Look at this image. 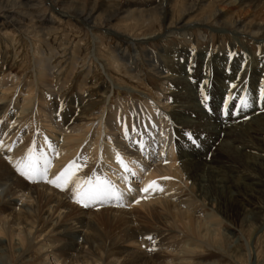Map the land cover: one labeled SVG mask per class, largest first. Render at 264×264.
Wrapping results in <instances>:
<instances>
[{
  "label": "rangeland",
  "instance_id": "obj_1",
  "mask_svg": "<svg viewBox=\"0 0 264 264\" xmlns=\"http://www.w3.org/2000/svg\"><path fill=\"white\" fill-rule=\"evenodd\" d=\"M232 1L0 0V97L4 94L6 96L3 102L4 114L0 115V131L3 130L2 133L11 136L10 142L6 143L3 150L5 151L7 147L11 148L17 156L12 162H5L11 166L14 175L9 181H0V202L18 199L20 206L23 199L24 208L27 210L29 204L33 205L35 199L31 191L28 194L19 189L20 194L17 198L10 195L15 189L16 179L20 178L30 186L42 185L40 187L44 193L41 195H44V199L41 197L40 199L43 203L53 194L74 206V213L68 225H76L75 229L79 235L75 238L78 239L80 236L78 247H82L81 242L83 243L84 239L81 237L85 234H91L97 239L92 245H85L83 259L80 260L82 264L86 259L89 261L86 263L89 264L114 262L110 260L113 255L111 252L118 253L119 256L122 253L120 263L126 260L128 263L124 262L125 264H173L182 257L187 259L184 261L185 264H264V203L262 201H256L251 211L258 214L261 210L263 215L262 218L260 217L261 220H257L249 212L247 219L237 213L225 214L223 218H219L224 220L221 226V238L204 240L196 254L182 256L177 254L179 253L177 242L183 238L180 236L181 239L177 238V242L173 239L180 231L173 227L171 219L163 214L161 209L152 205L149 208L121 206V197L116 192H106L111 195V201L98 200L99 197L105 196L102 187L107 183L108 177L97 169L98 164L103 163L99 162L97 153L93 154V158L87 157L88 162L84 169L76 163L79 158L77 152L76 155L67 157L65 162L56 163L59 167L56 171L59 172L64 168V172L61 170L60 173L54 174L53 169L47 171L43 165L42 168H36L37 175L34 176L36 160L41 161L46 156L42 149L43 142H48L52 153H54L52 145L60 147L56 138L61 141L63 136H66L63 133L65 109L70 102L80 99H85V108L78 130H74L71 134H87V138L91 139L87 141H90V146L93 144L92 147H95L94 144L101 139L103 119L114 115L120 110V106L126 117L118 118L116 122H111L112 124L130 118L129 110L132 111L136 105L141 109L149 102L162 101L165 114L169 117H177L173 114V111H176L186 118V126L177 123L176 119L173 123L178 144H185L181 151L196 152L190 154L191 158L208 153L210 150L218 155L220 147L227 140L217 133L223 130L219 120L231 125L233 122L238 123L236 121L240 119L228 118L227 108L233 100L226 103L229 94L233 92L238 95L239 106L244 113L250 108L255 106L261 108L264 105V96L259 93L260 88L263 87L260 82L264 77H261L260 82L255 80L252 83L250 79L252 69H249L246 63L243 65L245 67L240 69L242 54L243 57L264 56V31L263 33L257 31L263 19H259V16L264 11V0H248L241 10L242 14L238 11L226 15L225 20L230 25L225 28L212 16L218 13L222 5H230ZM192 6L194 11L190 14L188 12ZM158 7L164 8L166 14H159ZM253 11L256 14L246 20L247 24L253 26L252 29H241L239 25L231 26L232 23L242 19L243 15L247 14L248 17L249 14L254 13ZM183 20L191 22V25L185 27ZM144 38L147 40L144 41ZM151 52L156 54L153 60L162 63V68L165 69L162 70L163 73L154 69L153 61L149 57ZM160 52L164 56H161ZM135 54H138L136 59L141 61L139 68L133 67L129 62ZM261 63L264 61L262 60ZM233 65H237L239 74L244 75L243 83L248 82L243 87L246 90L241 88L240 82L235 78H233L235 81L230 77V80L221 78L219 81H214L217 70L222 69L221 72L224 73L223 71H229ZM190 66L192 68H189ZM199 68L206 74L202 78V75L197 74V79L201 78L197 84L193 81L195 80L193 75H196L195 72ZM171 70L168 76L167 71ZM24 100L31 102L24 105ZM60 101L65 106L56 109ZM239 106H236L237 111ZM23 107L28 111L19 113ZM16 111L18 115H14ZM257 116L259 115L251 118L249 122L253 121L255 124L254 118ZM15 119L18 121L10 124ZM111 123L105 124L110 128ZM49 124L53 127L51 132L48 131ZM156 128L161 131L159 125ZM236 132L234 136L229 135L228 139L246 137L243 131ZM220 134L222 135V132ZM117 137L122 138V134H118ZM97 146L102 151L103 147L100 143ZM60 151H65V148ZM259 155H250L245 157V160L250 163L253 159L251 156L259 159ZM219 158L224 163L222 162L216 169L232 177L231 170L232 167H237V162L232 158L227 160ZM83 160L85 161V158ZM181 161L179 160L175 166L180 165ZM148 167L152 169L148 165L145 167L146 172L151 171ZM207 173L206 171L198 173L199 182L197 181L198 184L194 189L192 181L188 180L189 185L182 189L184 193L188 194L196 190L195 195L193 194L196 196L199 186H202L201 189L204 191H208L205 185L208 180L215 177ZM41 176L46 180L40 179ZM235 179L239 182L243 181L242 177ZM85 180L86 182H83ZM144 180L142 178L141 182L135 179L136 186L144 187L150 183ZM94 185L96 187L92 188ZM87 186L92 189L88 191L89 197L86 200L90 207L84 203L87 191L85 193L83 191ZM7 194L11 197L6 198ZM73 194L75 197L71 200ZM177 202L178 200L170 205L178 206ZM179 207L182 209V206ZM212 208V205L206 204L201 213L206 217L213 213ZM1 210L0 218L3 217L1 215L9 213ZM67 212L63 210L62 213L67 214ZM82 212L89 218L84 220ZM80 220H84V228L83 224H76ZM52 227L50 226V229ZM48 231L49 228L46 232ZM169 234L172 235L169 237ZM130 236H135L136 239L133 238L131 242L126 243ZM43 239L42 236L30 238L31 242L24 248H21L15 240L11 242L6 238L1 239L4 242L0 245V264H51L49 257L45 256L46 251L40 249L45 243ZM140 244L144 245L140 248ZM131 252L138 253L141 262L137 254L128 256ZM137 260L139 262H136ZM80 261L75 264H81Z\"/></svg>",
  "mask_w": 264,
  "mask_h": 264
},
{
  "label": "bare ground",
  "instance_id": "obj_2",
  "mask_svg": "<svg viewBox=\"0 0 264 264\" xmlns=\"http://www.w3.org/2000/svg\"><path fill=\"white\" fill-rule=\"evenodd\" d=\"M205 1L206 0H203V2ZM247 1L248 0H233L230 3V5H222L223 7L220 10H218V13L214 14L212 18L219 21V25L227 28L229 27L230 24L227 23L225 20V18H227L226 15L230 13H237L238 11L242 14L241 10L242 8H244L245 3ZM157 11L159 12V14L160 13L162 15L166 14L164 8L162 7L161 8L158 7ZM193 11H194V7L192 6V8L189 9L188 13L192 14ZM253 12L254 13L249 14L248 17L247 14L243 15L242 19L240 18L239 21L232 23L231 26L239 25L241 29H245V30L252 29L253 26L251 24H247L246 20L249 19V17L251 16L253 17L256 14L255 11ZM259 19H261L262 22L258 26L259 29L257 31H262L263 33L264 11L261 12ZM183 21L182 23H185V27L191 25V22H185V21L183 22ZM143 40L146 41L147 38H144ZM160 53L161 56L162 55L164 56L162 52ZM137 55L138 54L133 55L132 59H130L129 62L130 64H132L133 67L139 68L141 61H138L136 59ZM155 55L156 54L152 52L149 53V57L151 58V61H153L154 64L153 67L154 69H157L159 70V72L163 73L165 69L162 68V63H160L157 60L155 61L153 60ZM242 55L240 57V61L242 63L240 69H243L245 67L243 65L244 63H246V66H249V69L250 68L252 69L251 77H250L252 83L255 80L260 82L261 77L262 76L264 77V63H261L262 60L264 61V56H262V58H257V57H252L251 55H247V57H243ZM245 60L248 61L245 62ZM191 66L189 68H192ZM238 68L239 67L237 65H233L229 71L227 72L226 70L223 71L224 73L221 72L222 69L217 70L215 76L216 78L214 81H219L221 78L223 79L226 78L224 80H228L229 77L232 79L235 78V80L237 79V81L240 82L241 88H243L246 84H248V82L246 81L247 83H243V81H245V77L243 74L242 75L239 74ZM169 72L171 73L172 70L167 71L168 76L170 75L168 74ZM247 72L249 73V71ZM195 74L196 75H193L195 76L194 77L195 80L193 81L199 84L198 81L203 76H205L206 73L204 72V70L199 68V70H197ZM197 74L199 76L202 75L201 78L197 79ZM204 80L203 82H205ZM216 83L218 84V82ZM229 83L230 82H228V84ZM260 83L263 85V87L260 88L259 93L264 92V79ZM236 84L234 85L237 87ZM205 86L207 85L205 84ZM205 88L207 89V87ZM244 90L242 91L244 92ZM29 93L30 92H28V94ZM213 93L215 92L213 91ZM238 98H239L238 95L231 92L228 96V99L226 100L227 103L233 99L230 102L229 107L227 108L228 109L227 113H229L228 118L230 120H233L234 118L239 117L240 119L236 121L238 123L233 122L231 125H227L226 122H222V120H219V124L222 123L221 126L223 130H219L217 133H219V136H224V138L227 139L225 141L226 143H223L222 146L220 147L219 154L216 155L214 151L210 150L208 153H204V154L202 153L201 155L192 156L193 158H191L190 154H195L196 152L188 151L186 153L185 151H181V148L185 144L183 145L178 144L176 130L174 129L173 126L175 119L177 120V123L186 126L185 124L186 118H184L182 114L177 113L176 111H173V114H175V116L177 117H173V118L169 117L167 114H165L166 110L162 104V101H158L156 103L149 102L146 104V107L142 106L141 109L140 107L138 108V105H136L132 111L129 110L130 118H127L122 122L112 124L111 122H116L118 118L126 117L123 108L120 106L119 108L120 110L115 112L114 115L108 116L105 119H103L104 122L101 125L102 126L101 131L103 133L101 135V139L96 144H94L95 147H92L93 144L90 146L89 142L91 141V139L87 138L88 137L87 134L84 135L71 134L74 132V130H78L79 128L78 126L79 123L81 122L82 119L81 116L83 115L86 102H84L85 99H80L79 101L70 102L68 108L66 107L67 109H65L64 112L65 126L63 129V133H65L66 136L63 134L64 136L61 141L58 138H56V141L58 142L57 144L60 145V147H57V145L56 146L52 145L51 142L54 153L51 152L50 145L48 144V142L44 141V139L42 138V142L44 141L42 149L46 156H44L41 161L39 159L36 160L35 162L36 164L34 163L35 164L34 169L42 168V166L44 165L43 167L45 170L50 171L53 169L55 171L54 174L60 173L61 170H63L64 172V168H61L59 172L56 171L59 168L56 163L65 162L67 160V157L76 155L77 152L79 153L78 154L79 158L76 161V163H78V166L81 169H84L88 162L87 157L93 158V154L97 153L99 162H103L98 164L97 169L98 171H102L103 173H105L106 177H108L107 183L105 184L104 187H102V193L105 196L99 197L98 200H101L103 202L111 201L112 199L111 195H108L106 192H116L118 193L119 197H121L122 200L121 201L122 204L120 203L121 206L133 205V206H138L140 208H144V207L149 208V206L152 205L158 207L159 209H161L163 214H166L171 219L173 227L177 228L180 231L179 235H177L176 237L172 236L173 239L177 242L178 241L177 238H180V236L183 238L182 240L177 242V245L179 247V251L177 250L179 253L177 254L178 255L182 254V256H191L192 254H196L197 250L201 248L202 241L207 239L214 240L218 237L220 238L222 237L221 226L224 220L222 219L220 220L219 218H223L222 217L223 215L230 213H235V214L237 213L239 215H244L245 216L244 218L247 219V214H248L247 212H249V214L250 215L253 214L257 220L259 219L261 220V218L263 217L261 210L258 214L252 213L251 211H252V205H255L256 201L259 202L262 201L264 203V195H262L264 193L263 192L264 191V105L260 108L259 106H255L256 104H254L255 107L250 108V110L244 113L242 112L243 110L239 106L240 103L238 101ZM5 99H6L5 94L3 95V97H0V115L4 114V112L2 113V111L4 108L3 102ZM30 102L31 100H24V105H27V103ZM174 102H176V99H174ZM61 106L64 107L65 105L60 101L57 104L56 109H58ZM236 106H239L238 115L233 114L234 111H237ZM244 108H246V106ZM76 110H78L77 113ZM27 111L28 110L25 107H23L22 111L19 113H26ZM19 113H17L16 111L14 115H18ZM257 114L259 116L254 118L255 124L253 123V121L249 122V120L254 116H256ZM226 117L227 116H224V118ZM17 121L18 119H15V121H11L10 124ZM107 122L111 123L109 124L111 125L110 128L107 126V124H105ZM216 124H218V122H216ZM158 125L160 126L161 131L157 130L156 127ZM51 126L52 124H49L48 126L49 132L53 130V127ZM116 130L119 132H117ZM237 130L243 131L246 137H238V138L234 137L228 139L229 135L232 134V136H234V134L237 133L236 132ZM1 131H0V181H6V180L9 181L12 175H14V173H12L11 171L13 170L11 166L10 165L8 166V164L5 162L6 161L12 162L14 159H16L17 156L15 155L14 151H11V148L7 147L5 151L3 150L6 143H8V141L10 142L11 136L6 133L4 134V132L2 133ZM221 132L222 135L220 134ZM120 133L122 134V138L120 137V139H118L117 135ZM157 134H160V136ZM156 135L157 137L154 138V136ZM98 143H100V146L103 147L102 151L97 146ZM62 148H65V151H60V149ZM253 154L254 155L260 154L259 159L257 157L251 156L253 159L252 161H250V163H248L245 160V157L248 156L250 157V155ZM219 157L224 158V160H227L228 158H232L234 159V162L235 161L237 162L236 163L237 167L236 166L232 167L231 170L232 177L226 175L223 171L216 169L222 162L224 163V161L222 162L220 161ZM83 158H85L86 162L83 160ZM52 160L54 162H51ZM179 160H182L181 164L176 167L175 164ZM14 165H16L15 162ZM148 165L152 169L148 167V169H150L151 171L146 172L147 170L145 169V167ZM205 171L215 177L214 179L212 178V180H208V183L205 185L207 186L205 188H207L208 191H204L203 189H201L202 186H199V188L197 189L198 193L196 196H193V194L195 195L194 192L196 190L193 191L192 193H188V194L187 192L184 193L182 189L184 186L189 185L188 180L192 181L191 184L194 189V187L199 182L198 173H204ZM36 175H37V169L36 171H34V176ZM240 177H242L243 180L242 182H239L237 179H235ZM142 178L143 180L145 178L144 181L150 183L148 185H145L144 187L136 186L137 181H135V179H139L142 182ZM40 179L46 180L43 178V176H41ZM233 179H235V181ZM16 180L17 181L14 184L15 189L13 193H11L10 195L16 196L17 198L20 194L19 189L28 192V194L29 191H31V195H33L35 200L33 202V205L29 204L27 206L29 208L28 210L24 208L25 205L23 199L20 202L21 203L20 206H18L19 205L18 199L15 200L10 199L7 201L5 200L3 201V203L0 202L2 204L1 205L2 210L1 209L0 210L4 213H7L9 211L7 215L6 214L1 215L3 217L0 218V238L1 239L4 238V240L5 238L7 240L9 239V241L11 242H14L15 240L20 244L19 246H21V248H24L26 244L31 242L30 238H34V237L38 238V236L44 237L43 240H45V243L40 246V249L42 251H46L45 256L49 257L48 260H50L49 262L51 264H75L79 262L81 259H83L82 255H84L83 251L85 245H92L97 239L95 236H92L91 234L89 235L85 234L84 237L83 236L81 237L82 239H84V242L83 243L81 242L82 247L81 248L78 247L80 244L78 242L80 236H78V239L75 238L76 235H79V232L76 231L75 229L76 225L75 226H71L70 224L68 225L69 221L72 219L74 213L73 211L75 207L69 203H65L62 199H59L57 196L53 194L50 195L51 197L48 196L46 198V202L43 203L42 200L40 199V197L44 199L43 197L44 195H41L42 193H44V191H41L42 189L40 186L42 185H38L37 187H35V186H30L28 183L26 184L23 180L21 181L20 178H17ZM57 180L59 179L57 178ZM83 182H86V180ZM95 187L96 185H94V187L92 188ZM91 190H92L91 187L87 186L85 191H83V193L87 191L86 192L87 194L84 197L85 205H88L86 200L89 197L88 191ZM24 194L25 192H23V195ZM5 196L6 198L11 197L8 194ZM74 197L75 195L73 194L71 196V200H74ZM171 200L173 202H171ZM177 200H178L177 202L178 206L173 205L175 206L173 207L172 205H170L171 203L175 204ZM206 204L212 205L213 213L204 217L203 213L201 212L203 208H205ZM179 206H182V209ZM87 207L90 206L88 205ZM63 210L68 211L67 214H63L62 213ZM117 210L119 209H116V211ZM140 211L142 212V210ZM81 215L82 217L85 218V219L83 218L84 220L89 218L88 215L84 214L83 212L81 213ZM84 220H80L76 224L84 225ZM130 224L131 223H129V225ZM50 226L53 227L50 229ZM82 227L84 228L85 225ZM48 228L49 231L46 232ZM170 235L172 234H169V237ZM133 238H135V236H130L126 243L131 242ZM1 239H0V245L4 242V241L2 242ZM141 245L144 244H140V248ZM124 247L126 248L127 246ZM111 254L113 255L110 258V260L114 262H109L108 264H116V263L123 264L124 262L125 263L127 262L126 260H123L120 263L121 256L123 255L122 253L121 256H119L118 253L114 254L111 252ZM132 254L134 255L137 254L141 262L142 259L138 253L131 252L130 254H128V256ZM178 259L179 261L177 263H173V262L172 263L185 264L184 261L187 260L185 257ZM86 261L88 260L86 259ZM86 261H84L85 263L83 261L82 262L84 264H89L86 263ZM128 261L130 260L128 259ZM136 262H139V260H137Z\"/></svg>",
  "mask_w": 264,
  "mask_h": 264
},
{
  "label": "snow or ice",
  "instance_id": "obj_3",
  "mask_svg": "<svg viewBox=\"0 0 264 264\" xmlns=\"http://www.w3.org/2000/svg\"><path fill=\"white\" fill-rule=\"evenodd\" d=\"M261 96H264V92H261ZM233 114L238 115V111H234Z\"/></svg>",
  "mask_w": 264,
  "mask_h": 264
}]
</instances>
